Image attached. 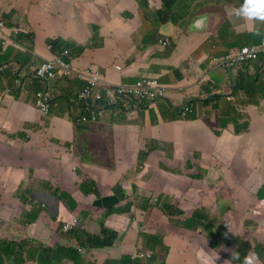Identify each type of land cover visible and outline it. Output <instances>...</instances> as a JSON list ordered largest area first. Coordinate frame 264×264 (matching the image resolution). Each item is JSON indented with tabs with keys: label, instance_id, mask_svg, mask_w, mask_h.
<instances>
[{
	"label": "crops",
	"instance_id": "0c3cea01",
	"mask_svg": "<svg viewBox=\"0 0 264 264\" xmlns=\"http://www.w3.org/2000/svg\"><path fill=\"white\" fill-rule=\"evenodd\" d=\"M73 1L77 0H4L0 6L14 16L13 20L8 15L6 25L10 31L19 28L13 37L22 48H7L0 56V226L6 228L0 229V238L5 237L2 232L26 239L38 232L37 224H25L29 228L18 225L24 233L13 226L33 207L23 209L17 198L23 181L31 177L37 189L32 196L43 203L50 193H44L41 185L76 198L87 199L96 191L124 198L122 204H128L132 218L115 246L99 256L102 264L149 247L141 238L140 227L144 231L153 227L165 236L169 250L161 251L158 264H213V258L214 264H242L254 252L256 261L264 264V208L259 207L264 202V57L233 72V86L227 69L213 61L255 40L250 29L252 25L259 28L260 22L234 17L232 9L240 0H178L172 7L171 22H127L114 7L104 12V22H88V17L87 21L81 15L75 18L78 9ZM116 2L111 0L109 6ZM66 10L72 11L67 20ZM206 12L209 26L195 27ZM28 27L36 30L38 40L34 36L29 41L22 35ZM59 30L71 37L69 41L80 43L90 37L89 43L95 44L76 61L81 67L96 64L109 82H132L141 75L158 77L170 89V102H140L132 107L130 118L108 108L91 125L96 128L74 133L75 126L67 116L71 81L56 78L48 82L47 90L51 96L47 117L54 131L50 133L34 102L35 91L45 90V85L29 79L28 56L49 58L45 57L44 40L55 37ZM163 36H170L171 43L159 44ZM114 64L124 71L118 72ZM214 93L217 95L205 106L196 104L197 121L201 126L208 121L218 134L227 127L244 134L234 141L222 137L216 148L207 145L202 153L196 150L200 148L197 140L186 134V157L196 156L207 170L197 180L192 177L194 168L174 159L164 148L149 150V146L162 143L158 137L176 135L177 142L186 123L179 115L182 103ZM200 137L208 143L203 128ZM83 182L85 193L80 191ZM155 192L185 211L191 206L203 207L201 219L183 227L153 208L145 210L144 203L153 200ZM182 193L191 199L179 197ZM10 240L21 245V239ZM234 253H239V259H232Z\"/></svg>",
	"mask_w": 264,
	"mask_h": 264
},
{
	"label": "clouds",
	"instance_id": "9594fccd",
	"mask_svg": "<svg viewBox=\"0 0 264 264\" xmlns=\"http://www.w3.org/2000/svg\"><path fill=\"white\" fill-rule=\"evenodd\" d=\"M2 1L4 0H0V6ZM155 1L156 3H153L152 0H117L113 6H109L111 0H96L94 4H88L89 0H77L73 1L72 4L76 5L78 9L75 12V18L81 15V20L87 21L86 17H88V22H95V20L104 22L106 15L104 12H106L109 7H114L117 13L127 22H171V19H173L172 7L178 0H172V3L169 6H166V4L171 0H169L165 5L162 0ZM97 3H99L98 8L95 6ZM86 8L91 10V13H88V9ZM71 13L72 11H70L66 20L69 18ZM10 14V12H4L0 9V56L1 52H4L10 47L22 50V48L18 45L17 37H13V35L20 32L19 28H14L10 31L6 25L9 24L8 15ZM232 14L237 20L243 19L245 21L260 22L259 28L256 29L255 25H252L250 29L253 30L250 32H253V34L256 35L255 40H250L248 43H242L235 50H232L221 57L214 58L213 60L215 65H220L227 69L231 85L233 86L235 83L233 72H236L238 68L244 67L245 69V65L247 63L255 61L262 56L264 57V0H240L238 5L233 7ZM10 16V19H12V15ZM208 18L209 12H206L195 22V27H202L203 23L209 26L210 22H208ZM81 30L86 31L85 29ZM22 35H24L29 41H32L34 36L38 40L36 30L30 27L25 29ZM68 39L69 38L64 37L60 47L55 48L54 43L58 40V38L56 36L51 38L47 37L44 40V43L46 40L53 43H45L47 48L45 57L47 55L50 57L37 60L33 55L28 56V65L32 68V76L29 79L37 80L45 85V90L37 89V91H35L34 102L41 113L42 119H46V122L49 102L51 100V96L47 92L48 82L62 77L70 78L72 85L70 94L71 97L67 100V116L72 124L79 129L86 130L96 128L97 126L91 125L98 123L103 115V112L108 108H115L118 112L122 113L123 116L130 118L133 113L132 107L140 102H146L149 104H154L159 100H166L170 102V99L168 98L170 89L163 84L158 77L141 75L132 82H109L104 78L98 68L94 66L96 64L81 67L76 63V61L83 57V52L86 49H89L95 44L89 43L90 37H85L83 42L80 43L69 41ZM171 41L170 36H163L158 39V42L161 45H168ZM114 68L118 72H123L125 69L120 64H114ZM20 76L22 75H19L18 77ZM216 95L217 93H214L207 98L200 96L199 98L185 100L179 110V115L186 120L184 126L177 124L182 127V134H179V140L175 142L176 135H174L172 139L158 137L162 143L156 141L158 145L151 144L149 146V150L160 147V149L164 148L171 157L177 159L181 163H186L188 168H194L192 177L195 175L198 178L197 180L203 178L202 169L204 170V173H206L207 170H205L198 163L200 159H197L196 156H193L192 158L186 157V134L192 135L193 138L197 140L200 148H197L196 150L201 153L207 145H213L216 148L218 141L222 137L229 136L230 139L234 141L236 138L240 139L244 134L235 133L230 127L225 128L223 134H218L208 121H202L203 126H201V123L197 121L198 117L194 112L195 106H205V103L212 101L209 98L215 97ZM228 97L230 98V96ZM71 104H74V107L78 112V116L76 117H73L71 114ZM236 125L237 131L239 132L238 123ZM202 128L206 131L207 137L209 138L208 143L200 137V131ZM177 144H179V147H177ZM149 150H146L144 153L145 156L148 154ZM179 155L181 158H179ZM26 175L27 174L24 173V178ZM30 178L31 177H28L23 181L24 185H22V189L20 188L17 198H26L27 201L32 203L30 206L37 207L39 208V211L46 212L47 214L45 216L38 217V220H34L32 223L30 221H25L20 224L17 220L14 221L13 226L17 228L19 232L23 233L24 228L19 227L18 225L29 228L26 227L25 224H37L38 232L32 237L28 235L29 239L24 238V235L20 237H13L11 234L7 235V233L2 232V235L5 237L0 238V244H2V246H0V250L3 252V254L0 255V264H51L50 261L49 263L47 262L43 253L46 249H51L53 250V253H58L61 247L75 249L77 252L74 258H77L78 264H82L84 260H86L87 264H102L99 256L103 255L106 250L115 246L119 239V235L132 218L130 216L131 211L128 207H126L128 204H122V201L119 200L116 193H114V195L102 196L98 193V191L91 193V195L86 198L90 199V197L100 196L103 198L102 202L83 204L81 202L82 198H76L72 194L52 191L49 186L45 185H41L40 189L44 193H50V197L45 203L39 202L32 196L34 194V190L37 189L33 188ZM82 185H84V182L80 185V191L85 193L81 188ZM162 195L164 197V206H162V208L165 209L167 206H171L173 201L172 203L167 202L168 197H165L164 194ZM180 196L184 199H191L188 196H183V193L179 195V197ZM113 202L117 203L114 208H117L118 212H112L103 218V215L100 214L101 210H106L107 208L109 209V206ZM158 202V199L146 201L144 203L146 208L144 209L148 210L150 208L149 203L154 206L158 204ZM173 206L179 209V207L175 204H173ZM259 207L264 208V202H261ZM31 213L32 209L28 214L30 215ZM40 218H42V220ZM102 218L103 223H100ZM111 224L118 225L117 238H115L111 245L104 249H85V247L79 246L74 238V234L83 232H87L91 234V236L96 235L104 238L103 228L111 229ZM0 229L3 230L6 228L0 226ZM139 232L142 235L155 236L159 234V232L153 227H150L147 231H144V228L140 227ZM9 237L21 239V245H14L13 241L10 240ZM144 243L148 245L150 244L147 241ZM29 247H31V250ZM148 248L149 247L144 249L139 248L133 253L123 256L125 257L124 264H134L137 256H140L141 258H148ZM40 249H44V251H41ZM30 251H32L31 255L29 254ZM21 252H23L22 258L24 260L20 258ZM7 253L10 254L9 259L6 258ZM254 253L246 255L243 258L242 264H255L258 258ZM91 255L94 256L96 260ZM231 255L233 260L239 259V253ZM74 258H68L64 264H73L71 260ZM16 261L23 263H15ZM111 264H123L122 257Z\"/></svg>",
	"mask_w": 264,
	"mask_h": 264
},
{
	"label": "rangeland",
	"instance_id": "374dc122",
	"mask_svg": "<svg viewBox=\"0 0 264 264\" xmlns=\"http://www.w3.org/2000/svg\"><path fill=\"white\" fill-rule=\"evenodd\" d=\"M153 3H156L155 0H152ZM99 3H97L95 6L98 8ZM88 9V8H86ZM91 10L88 9V13L90 12ZM70 13V10H66L65 13H64V18L66 19L68 14ZM91 13V12H90ZM14 17V16H13ZM12 17V19H13ZM14 20V19H13ZM61 22H64L63 20H61ZM58 40L55 41L54 43V47L55 48H58L60 47L61 43H62V39L65 38H71L69 35L65 34V33H62L60 30L54 34ZM46 44H53L51 41L49 40H46L45 41ZM71 114L73 117H76L78 116V112L77 110L75 109L74 105L71 106ZM48 124V129H49V132L51 133H54L53 131V126L50 122V119L47 117V122ZM81 131V129L79 128H76L74 127V133H79ZM42 141L41 143L39 144L40 146L42 145ZM160 166H162V160H160ZM172 171V170H171ZM171 171H168V172H171ZM203 173H204V170L202 169ZM143 172V171H141ZM53 174V173H52ZM54 175V174H53ZM167 175V174H166ZM54 180L57 179V176L54 175ZM49 182L52 181V178L49 177L48 179ZM150 182V181H148ZM51 184V183H50ZM47 189V188H46ZM154 197L153 199H158L159 202L158 204L152 206L150 203H149V207L150 208H153L157 211H159L162 215L166 216L173 224L175 225H178V226H183V227H186L190 224H197L199 222V220L201 219V214H203V207L201 208H196V207H193L191 206V208H189L188 210H182V209H178V208H175L173 206V204H171V206H167L165 209L162 208V206H164V197L163 195L161 194H158V193H154ZM125 197V196H123ZM119 200H124V198L119 197ZM19 201L21 202L22 206H23V209H25V207L27 206H30L32 205L31 202L27 201L26 198L24 197H21V199H19ZM103 201V198L100 197V196H94L90 199H84L82 198L81 199V202L84 204H94V203H100ZM167 202L169 203H172V200L170 198H167ZM38 206V205H36ZM144 208H146V206H144ZM115 210H117V208H115ZM47 213L46 212H41L39 211V208L37 207H33L32 208V213L29 215L27 212L25 213H22L20 218L17 219V222L22 224L23 222L25 221H30L31 223L34 221V220H38V217L40 216H45ZM157 215H160V214H157ZM47 217V216H46ZM13 234V233H12ZM13 237H16V235L13 234ZM120 237V235H119ZM142 240L145 242H149L150 243V246L148 248V254H149V257L148 258H141L140 256H137L136 260L134 261V264H158V262L160 261V256H161V251L165 248V251H168V245H167V242H166V239H165V236L164 235H142ZM29 249L31 250V247H29ZM3 254L2 250H0V255ZM29 254L31 255L32 254V251L29 252ZM10 257V254L7 253L6 254V258L9 259ZM124 258L125 257H122V261H123V264H124ZM260 260H262V258H260ZM51 264H63L61 261L59 260H56L55 258L54 259H51ZM82 264H87V262L85 263H82ZM255 264H259L257 261L255 262Z\"/></svg>",
	"mask_w": 264,
	"mask_h": 264
},
{
	"label": "trees",
	"instance_id": "16d2710c",
	"mask_svg": "<svg viewBox=\"0 0 264 264\" xmlns=\"http://www.w3.org/2000/svg\"><path fill=\"white\" fill-rule=\"evenodd\" d=\"M163 4L165 5L169 0H162ZM172 3V0L166 4V6H169ZM9 21V19H8ZM117 203H112L109 206V209L107 208L106 210H101L100 214L103 215V218L108 216L112 212H118V210H115L114 206ZM103 218L101 219L100 223H103ZM103 225V224H102ZM106 226V225H104ZM117 229L118 225L116 224H111V229L103 228V235L104 238L98 237L96 235L91 236V234L87 232L83 233H78L74 234V238L77 242V244L81 247H85V249H104L107 246L111 245L115 238H117ZM41 251H44V249H40ZM76 250L73 248L69 247H61L58 253H53V250L51 249H46L45 252L43 253L45 256V259L49 263L51 262V259H56L61 261L63 264L67 261L68 258H74L76 256ZM23 252L20 253V258H22ZM73 264H78L77 258H74L71 260ZM15 263H23V262H15Z\"/></svg>",
	"mask_w": 264,
	"mask_h": 264
}]
</instances>
